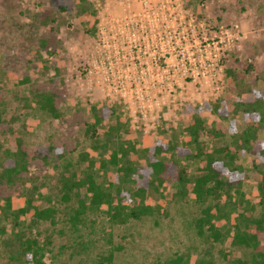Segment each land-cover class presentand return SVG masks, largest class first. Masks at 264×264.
<instances>
[{"label":"rangeland","instance_id":"1","mask_svg":"<svg viewBox=\"0 0 264 264\" xmlns=\"http://www.w3.org/2000/svg\"><path fill=\"white\" fill-rule=\"evenodd\" d=\"M87 1L97 24V10ZM181 4L193 18L195 37L190 44L181 45L185 58L179 56L171 62L185 63L188 72L175 76L168 67L160 84L173 89L144 91L137 89L141 85H134L141 79L138 66L125 63L122 69L130 67L128 76L117 79V64L108 66L106 48L101 52L96 46L98 30H85L91 24L81 19L80 0H0V153L7 146V134L14 129L22 136L28 160L27 169L11 184L0 183V197L10 198V206H0V226L7 227L0 235V264H20V240L12 231L15 226L21 240L34 238L46 248L44 264H164L178 254L191 263L229 264L223 256L225 248L242 258H250L256 251L264 253V231L257 232V249L234 246L225 233L219 241L208 238L207 231L198 234L196 218L203 204L174 195L154 204L155 212L150 215L118 223L108 220L103 211L88 210L84 220L75 225L70 215L77 207V198L70 202L59 198L62 164L69 161L74 170L84 169V162L78 159L83 151L97 159L94 148L101 149L103 129L115 117L111 110L125 119L121 122L124 132L131 127L130 139L152 148L155 129L165 123L173 127L175 142H181L178 111L187 104L200 107L206 124L218 120L227 126L233 121L240 130L249 116L230 111L229 103L253 100L255 92L264 98V0H181ZM135 7L140 8V4L136 2ZM40 41L45 42L44 47ZM223 52L225 62L220 59ZM225 67L232 69L228 75ZM166 68L162 60L160 70ZM9 74L26 75L28 80L10 84ZM120 83L123 89L117 87ZM40 91L52 95L59 117L37 108L33 96ZM216 97L223 100L218 104L226 112L222 119L206 107V102ZM95 115L102 122L90 137L84 123L90 124ZM201 139L209 145L206 137ZM116 144L114 139L108 147ZM262 147L264 128L257 133L254 149ZM145 156L138 151L134 164L144 163ZM240 158L250 167L258 155L241 152ZM178 161L188 164L189 171L195 168L185 159ZM122 185L129 187L131 181ZM25 197L50 204L53 214L32 226L24 221L15 224L12 211L24 204ZM150 197L151 203L155 197ZM220 203L217 226L221 231L232 229L237 221L242 228L239 218L244 211L258 217L263 204L252 173L246 174L241 187L229 197H220ZM250 229L255 231L253 226Z\"/></svg>","mask_w":264,"mask_h":264},{"label":"trees","instance_id":"2","mask_svg":"<svg viewBox=\"0 0 264 264\" xmlns=\"http://www.w3.org/2000/svg\"><path fill=\"white\" fill-rule=\"evenodd\" d=\"M80 3L83 5L80 8L81 19L91 24L85 30L87 33H94L97 20L95 11L87 0H80ZM40 45L44 47L45 42L40 41ZM224 52L221 54V62L226 61ZM231 70L226 67L223 69L225 75ZM9 76L10 84H21L28 80L26 75ZM34 95L33 100L37 108L47 111L55 118L60 116L50 93L40 91ZM212 99L214 100L211 101ZM221 100L216 97L206 102V107L217 114L219 119L226 116V112L218 107ZM199 108L187 104L183 110L178 111V131L182 135L180 143L175 142L177 137L172 133L173 127L165 123L164 127L155 129L152 148L140 145L141 140L130 139L128 134L133 133L131 127L124 132L121 122L125 119L116 116L115 111L111 110L115 117L103 129L105 140L101 149L94 148L95 151L98 150L97 159L91 158L89 151H83L78 159L79 162H84V169L74 170L69 161L62 164L58 178L59 198L63 202L77 198V207L70 215L72 225L82 222L88 210L103 211L108 220L123 223L130 218L153 214L154 204L174 195L184 201L192 200L203 204L200 215L196 218L198 234L202 235L207 231L208 238L219 241L225 233L230 235V244L257 249V232L264 231V147L258 150L254 148L257 133L264 128V98L260 92H255L253 100H236L229 103L227 109L230 108V111H241L249 116V120L240 130L233 121L227 126L218 120L206 124L200 116ZM101 122V117L95 115L90 124L84 123L90 137L98 130ZM150 134H147V137H151ZM203 136L210 141L209 145L201 139ZM114 139L116 146L109 148V142ZM22 144V136L18 131L11 129L7 134V146L0 153V183L11 184L27 169V153ZM138 151L146 155V161L142 164H134ZM241 152H254L258 159L252 160L250 167H247L241 161ZM179 159L195 164L193 171H189L186 163L180 165ZM248 172L252 173L256 182L263 210L258 217H252L244 211L239 218V222L243 224L242 228L237 221L233 223L232 229L221 231L217 226V217L221 210L220 197H229L233 190L239 189ZM103 177L106 178L105 184ZM128 179L131 185H122ZM108 187L112 188L108 190ZM152 195L155 198L150 203ZM210 200L215 202L206 203ZM0 204L5 208L10 206V198L0 197ZM12 212L15 224L24 221L27 226H32L38 220L49 218L53 209L48 203L25 197L24 204ZM3 213L5 216L6 212ZM250 226H253L255 231L249 230ZM6 230V225L1 224L0 235H4ZM12 231L20 240V264H44L42 258L46 248L34 238L21 240L18 226L13 227ZM252 254L250 258H242L235 251L230 252L229 248L223 251V256L229 264H264L263 252L256 251ZM186 260L183 255L178 254L168 258L164 264H197Z\"/></svg>","mask_w":264,"mask_h":264},{"label":"built area","instance_id":"3","mask_svg":"<svg viewBox=\"0 0 264 264\" xmlns=\"http://www.w3.org/2000/svg\"><path fill=\"white\" fill-rule=\"evenodd\" d=\"M90 2L98 13L96 46L102 49L101 52L103 47L106 48L104 59L107 60L108 66H111L112 62L117 64L119 74L117 79L120 75L127 77L131 66L133 68L138 66L141 79L134 85L141 86L137 89L149 91L157 88L160 91L173 89L172 85L169 87L160 84L164 71L169 72L168 67L175 72V76L180 71L187 74L188 67L185 63L180 66L171 62L176 61L179 56L181 59L185 58L182 52L184 47L181 45L190 44L191 38L195 37L193 18L184 12L181 0H90ZM136 2L140 4L138 9L135 7ZM162 60L167 66L166 70H160ZM125 63L130 67L122 69ZM132 84L131 81L129 87ZM118 86L123 89L121 83Z\"/></svg>","mask_w":264,"mask_h":264}]
</instances>
